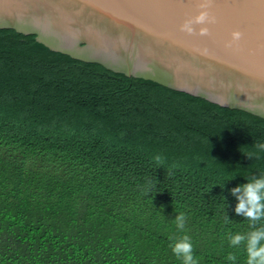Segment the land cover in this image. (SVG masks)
Returning a JSON list of instances; mask_svg holds the SVG:
<instances>
[{"label":"trees","instance_id":"16d2710c","mask_svg":"<svg viewBox=\"0 0 264 264\" xmlns=\"http://www.w3.org/2000/svg\"><path fill=\"white\" fill-rule=\"evenodd\" d=\"M257 143L264 117L0 28V264H182L183 235L246 264L231 189L264 174Z\"/></svg>","mask_w":264,"mask_h":264},{"label":"water","instance_id":"95a60500","mask_svg":"<svg viewBox=\"0 0 264 264\" xmlns=\"http://www.w3.org/2000/svg\"><path fill=\"white\" fill-rule=\"evenodd\" d=\"M0 0V28L51 49L264 117V0ZM201 27L207 35H199ZM241 39L227 47L233 31Z\"/></svg>","mask_w":264,"mask_h":264},{"label":"clouds","instance_id":"9594fccd","mask_svg":"<svg viewBox=\"0 0 264 264\" xmlns=\"http://www.w3.org/2000/svg\"><path fill=\"white\" fill-rule=\"evenodd\" d=\"M210 0H205L200 4L202 9L194 18L186 20L180 30L187 34H193L195 29L193 25H203L206 23H214L215 18L207 11ZM208 28L201 27L199 35H207ZM242 37L240 31L231 33V40L226 45L232 47ZM255 147L259 151H264V143H257ZM251 158V156H247ZM157 162H161V157H155ZM231 194L236 197L238 203L234 209L235 213L250 221L251 231L246 234H234L230 236V245L239 246L245 244L247 261L246 264H264V225L257 227V223L264 220V174L252 177L247 180V183L236 186L231 189ZM186 215L184 213L175 217L177 229L183 231L185 229ZM172 252L177 258L182 260V264H199L198 259L194 255L193 244L188 235H183L177 240H174L170 245ZM236 256L229 254L227 260L235 264Z\"/></svg>","mask_w":264,"mask_h":264}]
</instances>
